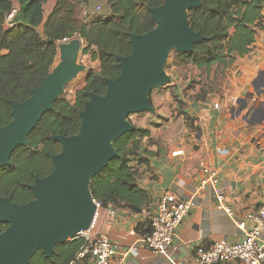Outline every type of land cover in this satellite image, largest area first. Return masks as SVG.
I'll return each mask as SVG.
<instances>
[{"label":"trees","instance_id":"1","mask_svg":"<svg viewBox=\"0 0 264 264\" xmlns=\"http://www.w3.org/2000/svg\"><path fill=\"white\" fill-rule=\"evenodd\" d=\"M164 1L105 0L99 14L82 18L75 0H57L44 20L47 0H0V127L13 119V101L28 99L52 71L59 44L70 33L83 39V54L99 61V68L89 71L74 101L61 95L54 109L45 113L30 133L28 144L20 146L10 164L0 169V197H10L17 203L34 198L32 185L51 173L53 156L62 149L54 136L79 132L80 112L91 93L105 94V78H116L121 73L118 56L132 51L131 33L151 30L156 23L150 10ZM15 8L13 25L8 27L7 16ZM263 10L264 0H202L200 7L188 11L189 22L208 39L196 44L193 52L175 51L174 65L191 64L207 73V78L213 70L216 74L225 73L237 57L252 50ZM149 134V129L135 126L114 141L119 157L94 176L90 185L94 199L101 201L103 207L141 213L149 205L151 198L139 184L140 171L136 166L142 160L138 155L140 141ZM135 230L150 232L151 221L137 224ZM84 243L83 238H70L56 246L51 258L39 250L29 264H69Z\"/></svg>","mask_w":264,"mask_h":264},{"label":"crops","instance_id":"2","mask_svg":"<svg viewBox=\"0 0 264 264\" xmlns=\"http://www.w3.org/2000/svg\"><path fill=\"white\" fill-rule=\"evenodd\" d=\"M75 1L84 18L99 14L105 0ZM56 3L57 0H47L44 4V20ZM82 55L79 63L85 64L86 70L65 87V96L71 102L84 87L89 71L99 68L98 60L90 54ZM60 60L58 51L55 65ZM224 74L219 94L205 88L204 98H195L189 85V95L183 96L178 85L174 101L167 85L160 88L161 93L156 89L157 94L151 95L154 112L135 113L133 124L150 131L140 141L138 155L142 160L136 166L139 184L151 201L141 213L114 207L116 213L112 216L108 207L104 208L95 231L108 235L118 245L116 258L123 257L126 264H199L196 249L200 244L220 239L239 241L244 230L254 225L247 216L264 203V10L252 50L237 57ZM215 103L219 106L215 107ZM242 104L245 107L238 112ZM203 165L217 170L219 187L232 213L217 208L211 187L200 189ZM163 194L176 200L193 197L191 211L165 253L150 250L141 242L145 233L135 230L137 224L151 221ZM242 222L245 229L240 227ZM147 227L148 224L142 229ZM261 238L264 240V231Z\"/></svg>","mask_w":264,"mask_h":264},{"label":"water","instance_id":"3","mask_svg":"<svg viewBox=\"0 0 264 264\" xmlns=\"http://www.w3.org/2000/svg\"><path fill=\"white\" fill-rule=\"evenodd\" d=\"M201 4L202 0H165L151 8L156 25L142 34L131 33V53L118 56L120 75L105 78V94L91 93L80 112L79 132L54 136L62 149L53 156L51 173L32 185L34 198L17 203L0 197V264H29L39 250L51 258L57 245L90 228L97 209L91 181L119 157L114 141L135 128L130 114L154 112L150 94L171 82L165 63L172 50L193 52L196 44L208 39L189 22L188 11ZM75 36L70 33L71 40L59 44L61 60L31 96L13 101V119L0 127V169L28 144L30 133L54 109L66 85L86 70L79 63L84 46Z\"/></svg>","mask_w":264,"mask_h":264},{"label":"built area","instance_id":"4","mask_svg":"<svg viewBox=\"0 0 264 264\" xmlns=\"http://www.w3.org/2000/svg\"><path fill=\"white\" fill-rule=\"evenodd\" d=\"M16 12L17 8L7 16L6 25L8 27L13 25L12 21ZM80 39L84 46L83 39ZM70 40L68 37L60 43ZM218 106L219 103H215V107ZM202 173L200 189L211 187L216 197L217 208L228 214L232 213V207L227 204L226 195L219 187L217 170L209 165H203ZM94 202L97 209L90 228L71 238H83L85 243L77 257L69 264H126L123 257L116 258L118 245L108 235L95 233L101 211L107 207H103L102 202L96 199ZM192 206L193 197L176 200L169 194H163L151 217V230L141 237V242L152 251L167 252L173 246L178 229L190 213ZM108 212L112 216L116 213L113 206H108ZM247 217L254 222V225L250 229H245V223H240V227L245 229L241 240L231 242L227 239H220L209 244H200L196 249L198 263L264 264V240L261 238V233L264 231V203L256 212L249 213Z\"/></svg>","mask_w":264,"mask_h":264},{"label":"rangeland","instance_id":"5","mask_svg":"<svg viewBox=\"0 0 264 264\" xmlns=\"http://www.w3.org/2000/svg\"><path fill=\"white\" fill-rule=\"evenodd\" d=\"M47 13H45L46 15ZM174 55L175 50H172L170 52V55L165 63V70L169 76H171V82L169 83L170 88V96L172 97V100H177V94H175V91L177 90L176 87L179 85L180 89L182 90L183 96L189 95V91H187V87L193 88L192 90V96L195 98H199L204 94L205 88L210 89L211 91H215L217 94L221 92L223 88H221V85L223 84V81L225 79V74L218 72L217 74L214 72V70L211 72L210 77L207 78V73L204 71L198 70L195 66L191 64L186 65H174ZM81 56L79 57L80 60L83 58ZM86 63L88 64V60H86ZM193 77V81L190 82L189 78ZM196 77V78H195ZM198 78V79H197ZM212 83V85H209V83ZM172 83H176L177 85H173ZM173 85V86H172ZM68 86V85H67ZM70 86V84H69ZM178 87V88H179ZM159 93H161L160 88H158ZM156 89L151 92L157 94ZM214 92V93H215ZM216 94V95H217ZM65 95V93H64ZM191 95V94H190ZM214 95V96H216ZM166 101V100H165ZM181 105V104H180ZM137 118V115L135 113L130 114L129 120L131 122H134Z\"/></svg>","mask_w":264,"mask_h":264}]
</instances>
